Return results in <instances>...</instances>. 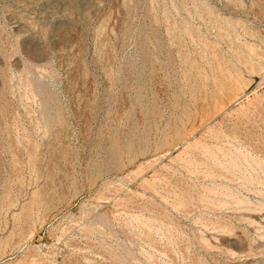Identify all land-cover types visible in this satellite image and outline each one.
I'll return each instance as SVG.
<instances>
[{
	"label": "rangeland",
	"instance_id": "rangeland-1",
	"mask_svg": "<svg viewBox=\"0 0 264 264\" xmlns=\"http://www.w3.org/2000/svg\"><path fill=\"white\" fill-rule=\"evenodd\" d=\"M0 264H264V0H0Z\"/></svg>",
	"mask_w": 264,
	"mask_h": 264
}]
</instances>
